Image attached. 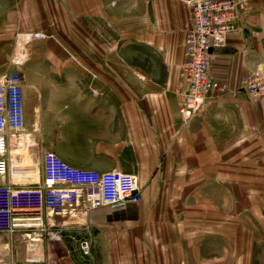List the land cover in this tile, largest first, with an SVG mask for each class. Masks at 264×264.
Wrapping results in <instances>:
<instances>
[{
	"label": "crops",
	"instance_id": "1",
	"mask_svg": "<svg viewBox=\"0 0 264 264\" xmlns=\"http://www.w3.org/2000/svg\"><path fill=\"white\" fill-rule=\"evenodd\" d=\"M192 22L189 0H0V82L20 71L26 112L0 185L42 183L51 151L133 175L141 194L47 216L31 245L0 233V262L264 264V97L242 88L264 72V0H249L214 50L226 88L185 120Z\"/></svg>",
	"mask_w": 264,
	"mask_h": 264
},
{
	"label": "built area",
	"instance_id": "2",
	"mask_svg": "<svg viewBox=\"0 0 264 264\" xmlns=\"http://www.w3.org/2000/svg\"><path fill=\"white\" fill-rule=\"evenodd\" d=\"M189 4L193 22L186 34L185 61L180 73L187 85L180 104L185 120L200 115L210 96L226 88L212 75L214 50L237 30L249 0H189ZM242 88L253 98L264 97V72L248 74ZM25 123L24 81L20 71L13 70L0 82V176L10 172L8 134L23 130ZM140 200L133 175L74 167L48 151L43 156L42 183L23 188L0 185V231L11 235L23 231L35 241L30 232L38 228L47 233V216L63 214L82 204L95 208ZM83 249L87 252L89 245L85 243Z\"/></svg>",
	"mask_w": 264,
	"mask_h": 264
},
{
	"label": "rangeland",
	"instance_id": "3",
	"mask_svg": "<svg viewBox=\"0 0 264 264\" xmlns=\"http://www.w3.org/2000/svg\"><path fill=\"white\" fill-rule=\"evenodd\" d=\"M23 77V76H22ZM24 79V78H23ZM24 81V80H23ZM24 133H25V131H24ZM26 145H27V142L25 143ZM35 179V178H34ZM0 233H5V234H8L9 235V233H7V232H5V231H0ZM28 233V232H27ZM31 233V235L32 236H34V237H36V232L35 231H32V232H30ZM22 234L24 235V237L28 240L27 241V244L28 245H31V243L32 242H34V241H32V239L31 238H29L27 235H26V232H22Z\"/></svg>",
	"mask_w": 264,
	"mask_h": 264
}]
</instances>
